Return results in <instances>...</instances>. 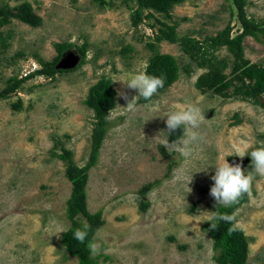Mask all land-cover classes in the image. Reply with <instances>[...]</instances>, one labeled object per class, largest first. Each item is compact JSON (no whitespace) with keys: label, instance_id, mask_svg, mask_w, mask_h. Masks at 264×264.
I'll list each match as a JSON object with an SVG mask.
<instances>
[{"label":"rangeland","instance_id":"374dc122","mask_svg":"<svg viewBox=\"0 0 264 264\" xmlns=\"http://www.w3.org/2000/svg\"><path fill=\"white\" fill-rule=\"evenodd\" d=\"M112 1L114 6L99 8L92 0H0V7L28 2L42 19L38 28L12 20L0 29V38L7 39L5 47L0 42V90L10 77L24 79L38 70V59L52 61L57 43L72 44L69 51L83 45L87 49L80 68L52 79L28 78L0 100V264H78L61 244L69 227L65 202L71 185L65 164L50 151L65 148L76 166L86 164L93 113L84 101L102 78L111 83L116 105L107 115L109 130L85 188L88 212H101L103 221L94 236L99 252L92 257L99 264H215L212 241L202 230L204 223L214 221L208 213L216 211L209 194L211 177L224 158L229 165H241L245 174L252 170L245 153L264 147V110L250 101L198 91L195 82L205 70L191 63L177 43L166 41L158 44V52L176 59L179 78L140 103L136 90L116 81L145 71L157 27L149 26L151 19L134 28L133 0ZM245 13L255 22L264 21V0H247ZM170 15L167 23H176V35L196 41L227 25L231 38L242 30L226 0H186ZM241 46L244 59L264 66V35L258 41L245 37ZM215 55L232 78L231 54L222 48ZM13 104H20V110ZM193 105L203 119L192 131L201 138L189 145L191 154L185 157L178 147L187 137V126L179 139L169 142L166 119L170 112ZM165 141L171 147L165 148ZM254 177L247 200L232 215L247 239L244 264H264V176ZM148 185L152 187L141 196Z\"/></svg>","mask_w":264,"mask_h":264},{"label":"trees","instance_id":"16d2710c","mask_svg":"<svg viewBox=\"0 0 264 264\" xmlns=\"http://www.w3.org/2000/svg\"><path fill=\"white\" fill-rule=\"evenodd\" d=\"M99 8L114 6L112 0H92ZM186 0H133L136 8L131 14V25L137 28L144 20L153 19L154 23L149 26L157 27V33L154 42L148 45L151 50V56L145 67L148 75L160 77L164 80V86L158 89L157 93L168 89L179 78V65L176 59L168 54L158 52V44L168 42L178 44L182 52L194 63L198 69L205 70L196 82L195 88L201 93L213 92L222 98H231L241 101H250L260 106L264 110V66L250 64L243 56L241 46L245 37H252L255 41L259 40V35H264V21L255 22L248 18L245 13L247 0H226L236 11L237 18L241 25V33L231 38V28L227 25L215 36H206L202 41H196L188 37H178L176 35V23L169 25L167 21L171 20V11L175 6L181 5ZM147 11V13H146ZM145 12V14H143ZM150 12L160 14L163 19L153 18ZM12 20L19 21L31 28H38L42 25V19L37 16L32 6L28 2H23L15 7H0V29L9 25ZM6 37L0 38L3 47L7 45ZM74 46L70 43H57L54 45L57 53L56 57L50 62L38 59L40 68L35 70L24 79L10 77L7 85L0 90V100L14 94L22 87V84L28 78L35 76H45L52 79L55 74L66 73L67 70H56L55 66L62 54ZM225 48L233 58L232 78L224 74L225 62L219 60L215 55L220 49ZM80 63L77 68L84 63L86 46L76 48ZM155 94V95H156ZM140 103H147L139 97ZM85 106L93 113L92 132L90 137V151L86 164L79 168L73 162V155L65 148L58 149L56 146L50 151L51 156L65 164L64 175L71 185L70 195L65 202V218L69 222L68 229L61 235V244L65 251L71 257L77 259L78 264H99L96 257L87 247L89 241H94L96 232L102 227L103 221L101 212L89 213L86 203V184L88 181V172L96 166L99 150L105 140L109 130L110 122L107 120L108 113L116 105L115 91L109 81L105 78L98 80L92 85L84 101ZM12 108L20 110V104H13ZM168 131V130H167ZM166 131L169 142L180 138L184 132L182 125L175 132L169 134ZM58 150V152H54ZM163 157H166L161 150ZM247 160H249L247 158ZM252 163V162H251ZM171 165V164H170ZM151 185L145 186L141 191L144 196ZM248 194H245L237 204L231 206L216 205V212L220 214L233 215V213L247 200ZM141 210H145V204L141 203ZM87 223L88 236L84 243L74 239V231L82 228ZM211 224H216V229H211ZM230 228L234 231L229 232ZM202 230L208 234L212 241V250L214 252L213 261L215 264H244L247 258V239L244 232L238 229L234 221L231 223L214 220L206 222Z\"/></svg>","mask_w":264,"mask_h":264},{"label":"clouds","instance_id":"9594fccd","mask_svg":"<svg viewBox=\"0 0 264 264\" xmlns=\"http://www.w3.org/2000/svg\"><path fill=\"white\" fill-rule=\"evenodd\" d=\"M126 84L128 89H133L138 92L137 97H142L145 100H150L158 91L164 86V80L160 77L151 76L144 72H139L128 80L116 81ZM118 95L127 100L128 96L125 92L120 91ZM136 98V97H135ZM134 98L132 99V101ZM129 102L127 108L131 109L134 105ZM203 119L199 108L190 106L180 110L172 111L167 115L166 127L167 133L171 134L179 129L182 125L187 126V137L183 140L182 145L178 147V151L185 157L191 154L190 144L198 141L201 137L200 134L192 129L199 128L200 121ZM164 147L169 148L171 145L165 141ZM248 154L251 157V171L245 174L242 171L241 165H229L226 159L220 166L215 168V174L211 177L214 181L213 186L210 188V196L215 200L216 205H223L225 207L237 204L240 199L250 193L254 174L264 176V147L254 148ZM244 155V156H245ZM243 157V156H241ZM191 181V180H190ZM190 191V189H189ZM210 220H218L231 223L234 216L228 214H220L216 211L208 213ZM88 225L85 222L82 228H77L74 231V239L80 243H84L88 236ZM216 224H211V229H216ZM234 231L230 228L229 232ZM87 247L90 252L95 255L98 254L100 245L94 241H89Z\"/></svg>","mask_w":264,"mask_h":264},{"label":"water","instance_id":"95a60500","mask_svg":"<svg viewBox=\"0 0 264 264\" xmlns=\"http://www.w3.org/2000/svg\"><path fill=\"white\" fill-rule=\"evenodd\" d=\"M80 62V56L77 52L66 51L62 54L58 63L55 66L56 70H70L78 66Z\"/></svg>","mask_w":264,"mask_h":264}]
</instances>
